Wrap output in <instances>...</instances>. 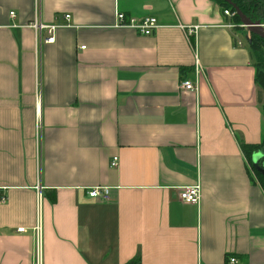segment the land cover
I'll return each mask as SVG.
<instances>
[{
  "label": "crops",
  "instance_id": "crops-1",
  "mask_svg": "<svg viewBox=\"0 0 264 264\" xmlns=\"http://www.w3.org/2000/svg\"><path fill=\"white\" fill-rule=\"evenodd\" d=\"M116 11L159 26L114 27ZM35 16L59 25L53 43ZM228 22L213 0H0V264H33L37 225L42 264H264L241 149L264 114L249 31Z\"/></svg>",
  "mask_w": 264,
  "mask_h": 264
},
{
  "label": "built area",
  "instance_id": "built-area-1",
  "mask_svg": "<svg viewBox=\"0 0 264 264\" xmlns=\"http://www.w3.org/2000/svg\"><path fill=\"white\" fill-rule=\"evenodd\" d=\"M10 16L13 17L15 13L11 11ZM223 16L228 17L231 19L235 12L231 11L229 9H224L222 11ZM65 19H69L70 15L65 14ZM243 27L241 23L235 24L234 22H228L227 25H225L228 28H235L237 27ZM261 25L264 28V24L261 23ZM29 27H31L36 35L37 39V45L40 46L41 42L44 43H53L54 42V33L57 27H59L58 24H45L43 23L38 16H35L34 19L28 24ZM159 26L157 18L154 16H144L141 18L126 15L123 12L116 11L115 13V23L114 27L119 28H129L133 29L139 34L142 35H150L152 32ZM196 27L189 26L188 30L186 31L187 36H190L195 31ZM43 32L46 33V35H43ZM249 38V36H248ZM38 49V46H37ZM195 64V68H196ZM180 90H187V91H195L197 89L196 82H192L189 80H182L179 84ZM117 163V158L113 157L111 161V166H115ZM42 186L38 185L36 186V192L38 197L41 195ZM87 195L90 198L98 199V200H108L109 199V188L108 187H102V186H95L92 188L87 189ZM179 199L183 203L187 204H197L200 199V186L199 184H194L192 186H186L179 190L178 193ZM19 231H24V228H19ZM35 244L34 248L32 250V261L33 264H42V247H41V239H40V228L39 225L35 227ZM229 259V258H228ZM228 264H237L235 258H230L228 260Z\"/></svg>",
  "mask_w": 264,
  "mask_h": 264
},
{
  "label": "trees",
  "instance_id": "trees-1",
  "mask_svg": "<svg viewBox=\"0 0 264 264\" xmlns=\"http://www.w3.org/2000/svg\"><path fill=\"white\" fill-rule=\"evenodd\" d=\"M215 3H217L221 11L224 9H229L231 11H234L232 7L225 2V0H213ZM233 3L236 4L237 7L241 10L243 14L251 18L252 20L259 19L260 22L264 21V13L263 7H264V0H232ZM231 21L239 24L240 20L239 17L235 14ZM250 43L251 50L253 52L254 58H255V83L262 88L264 92V40L256 35L251 36V38L248 39ZM262 95L261 91L259 89L258 91V102L260 103L261 109L264 114V101H262ZM241 149L247 159L248 162L252 164L253 155L257 152H262L261 157L257 159V165L259 168H261L264 171V137L263 139L257 143V144H241ZM252 170L254 172V176L257 179L259 185L263 189L264 192V176L257 171L253 165ZM138 258L132 260L128 264H139V261H137Z\"/></svg>",
  "mask_w": 264,
  "mask_h": 264
},
{
  "label": "water",
  "instance_id": "water-1",
  "mask_svg": "<svg viewBox=\"0 0 264 264\" xmlns=\"http://www.w3.org/2000/svg\"><path fill=\"white\" fill-rule=\"evenodd\" d=\"M225 2L232 7L235 14L239 17L240 23L242 24L243 27L247 28L249 33L256 35L264 40V28L261 25V22L259 19L252 20L251 18L243 14L241 10L239 9V7H237L236 4L233 3L232 0H225ZM252 165L257 171H259L264 176V171L261 168H259V166L256 163V160H254V157L252 160Z\"/></svg>",
  "mask_w": 264,
  "mask_h": 264
},
{
  "label": "rangeland",
  "instance_id": "rangeland-1",
  "mask_svg": "<svg viewBox=\"0 0 264 264\" xmlns=\"http://www.w3.org/2000/svg\"><path fill=\"white\" fill-rule=\"evenodd\" d=\"M262 13H264V7H263V11H262ZM261 23H263L264 24V21H261ZM251 36H252V34L251 33H249V38H251ZM258 88L260 89V91H261V95H262V101H264V92H263V90H262V88L261 87H259L258 86ZM248 163H250V162H248Z\"/></svg>",
  "mask_w": 264,
  "mask_h": 264
}]
</instances>
